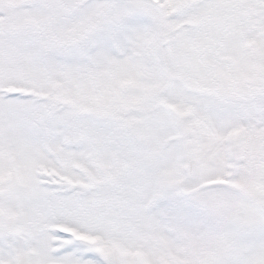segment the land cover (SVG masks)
I'll use <instances>...</instances> for the list:
<instances>
[{
	"label": "snow or ice",
	"instance_id": "1",
	"mask_svg": "<svg viewBox=\"0 0 264 264\" xmlns=\"http://www.w3.org/2000/svg\"><path fill=\"white\" fill-rule=\"evenodd\" d=\"M0 264H264V0H0Z\"/></svg>",
	"mask_w": 264,
	"mask_h": 264
}]
</instances>
